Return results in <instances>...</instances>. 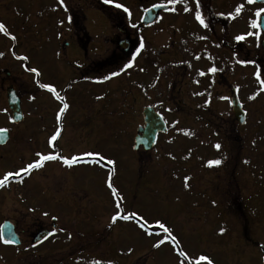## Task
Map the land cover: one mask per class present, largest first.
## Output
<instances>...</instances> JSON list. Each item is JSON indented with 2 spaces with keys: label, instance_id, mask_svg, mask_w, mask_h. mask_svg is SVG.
I'll return each instance as SVG.
<instances>
[{
  "label": "rangeland",
  "instance_id": "obj_1",
  "mask_svg": "<svg viewBox=\"0 0 264 264\" xmlns=\"http://www.w3.org/2000/svg\"><path fill=\"white\" fill-rule=\"evenodd\" d=\"M226 2L232 7L225 12L222 39L235 47L236 36L244 35L245 41L250 37L237 31L245 28L246 20L250 22L243 7L247 0ZM252 5L253 10L261 7ZM238 6L242 7L236 13ZM47 15H32L28 39L25 27L17 29V24L6 28L7 34L0 32V49L6 42H31L24 49L29 59L24 71H39L37 76L27 70L24 77L29 83L17 78L25 122L9 125L6 100L0 103V125L13 130L12 140L0 149V179L37 159L36 152L81 159L71 166L46 161L29 175L10 177L7 186L0 187V214L15 222L18 231L24 230V248L17 250L0 241V264H192L199 255L208 256L213 264H264V69L258 70L263 75L255 84L252 79L257 73L250 71V77L249 68L239 64L229 49L222 55L213 52L207 30L186 28L175 35L170 65L148 53L147 47L157 38L146 30L138 36L145 54L132 59L131 69L121 71L124 58L120 50L114 53L112 27L99 12L86 15L85 26L92 36L88 46L75 41L67 15H60L58 25L54 16ZM197 46L208 55L200 59L205 76L188 78L184 71L191 53V60L198 63ZM109 56L106 66L103 59ZM75 61L77 66L72 64ZM89 63L97 72L81 75L79 71ZM163 70L171 71L170 78L159 73ZM112 72L119 74L111 76ZM105 76L110 78L104 80ZM41 84L53 85L64 99H57ZM234 85L249 110L244 124L235 120L228 103ZM180 87L189 93H177ZM65 102L68 108L54 149L49 139ZM145 103L161 113L169 131L159 135L150 151L134 152L133 136L142 123ZM217 143L219 149L214 147ZM85 153H100L105 159ZM214 159L222 163L208 166L207 161ZM185 177H189L187 188ZM108 181L123 197L122 214L136 212L142 221L110 222L116 197ZM53 216L55 234L42 245L27 247L26 240L35 232L51 229ZM157 220L170 229L175 242L166 238ZM144 221L141 228L139 223ZM105 225L108 235L95 237L94 233L106 235ZM159 240L165 242L153 247ZM181 251L188 260L179 255Z\"/></svg>",
  "mask_w": 264,
  "mask_h": 264
},
{
  "label": "flooded vegetation",
  "instance_id": "obj_2",
  "mask_svg": "<svg viewBox=\"0 0 264 264\" xmlns=\"http://www.w3.org/2000/svg\"><path fill=\"white\" fill-rule=\"evenodd\" d=\"M117 3L122 4L124 7L128 8L129 11L125 12L123 8H117L115 6ZM257 4L258 3H256V5ZM154 5L157 7V11L155 12L153 21L147 25L142 24L141 18L144 11L154 7ZM260 5L261 7L259 9H264V3H260ZM197 6H199V11L201 12L206 26L201 25L195 19V10ZM231 7L232 5L230 3L227 4L226 0H174V2L173 0H112L111 3H105L104 0H75L74 3H68L67 0H64V6H61L58 0H0V22H2L6 28L10 29L16 24L17 29H19V27H25L23 30L26 32L25 35L28 39V31L30 32L29 27L31 25L29 21L33 14L48 13L47 16H54L55 25L60 23V15H71L74 16L72 34L75 41L90 42L89 36H87L86 33H77V25L79 29H82V24L85 23L86 15L91 10H95L99 12L107 24L112 27L110 42L112 41L115 46L114 53L116 52L119 54L118 42H120L121 39L126 38L129 41L127 51L121 53L122 58H124L123 61L126 62L125 64H128L130 59L138 56V53L145 52L144 48H141L138 44V42H141L138 36L146 30L153 31V36L157 38L156 42L150 44L151 46L149 45L147 49L154 52L156 58L164 59L163 62L166 65H170L173 61L169 60V58H172L173 44L177 38L175 35L179 30L186 28H190V30L198 29L200 31L207 30L210 36L209 39L213 42V52L222 55L225 49H229V54L231 53L236 56V61L238 63L241 60L253 62L246 64L239 63L249 68V74L251 76L253 75L250 72L252 70L262 76L263 74L260 71L264 69V30L259 27V18L261 15H264V12H262L260 16H256L255 13L258 9L253 10L252 3L249 4L246 2V5H243L246 19L250 16V22L246 20L245 28L243 26V29H238L237 31L253 34L249 35L248 41L244 39L237 40L236 46L233 47L228 44L226 40L222 39V26L225 22L224 13ZM185 8L190 9V11H185ZM252 20L257 22V28L251 27ZM44 23L48 25V22ZM133 25H135V27H133ZM256 33H259V35H256ZM147 42H154V40L151 41L147 39ZM30 44L31 42H6L0 49V53H3V57H0V103L2 99H4V101L6 100V91L9 87L16 89L19 94L17 85L19 81H17V78L28 80L24 77V74L27 72V70L24 71V66L28 63L29 59L23 60L18 57L24 56V49L26 45L30 46ZM138 49L139 51H137ZM195 49L198 54L195 57L199 59L198 63H195L191 60L194 53L190 54V66L184 71V74L189 76L188 78L191 76L198 78L201 72L204 73L205 76V70L203 68L205 64L202 63L201 60L203 61L208 55L201 51L203 50L201 46H197ZM25 56L28 57V55ZM179 56L183 57L180 53ZM184 57H187V55L185 54ZM161 63L162 62L157 64ZM198 67H201V70ZM258 70L260 71L258 72ZM140 72L142 73V71ZM169 72L171 71L163 70L159 73L165 78H170ZM254 79H256V77ZM27 83L29 82L27 81ZM184 90L188 91V89L180 87L177 93L182 91L181 94H183ZM1 127L2 126H0V128ZM8 129L10 132V140L13 130L12 127H8ZM7 143L8 142L4 145H0V149L6 146ZM0 218H2V220L9 219L2 217V214H0ZM9 220L12 221L11 219ZM13 223L15 224V222ZM15 229L21 242L19 246L15 247L18 250L24 248L21 247L24 244V239L22 237L24 230L18 231L16 224ZM32 236L26 240L27 247L32 241Z\"/></svg>",
  "mask_w": 264,
  "mask_h": 264
},
{
  "label": "snow or ice",
  "instance_id": "obj_3",
  "mask_svg": "<svg viewBox=\"0 0 264 264\" xmlns=\"http://www.w3.org/2000/svg\"><path fill=\"white\" fill-rule=\"evenodd\" d=\"M59 4L61 6H64V0H58ZM105 3H111L112 0H104ZM174 2V0H173ZM247 2L250 4V3H253L254 0H247ZM115 6L117 8H123V10L125 12H128V8L124 7L122 4H115ZM155 7V5H154ZM241 7L242 6H238L236 8V13H239L240 10H241ZM66 8V6H65ZM185 11H190V9L188 8H185ZM264 12V9H259L257 10V12L255 13L256 16H260V14ZM69 19H71L69 17ZM195 19L201 24V25H205V21L201 15V12L199 11V6H197V9L195 10ZM61 23H63V21H61ZM206 26V25H205ZM133 27H135V25H133ZM251 27L252 28H257L258 27V24L255 20H252L251 21ZM7 29L5 27V25L0 22V32H3L5 34H7ZM253 33H248V35H252ZM256 35H259V33H256ZM13 39H15V36L12 37ZM245 38L244 35H238L235 37L236 40H243ZM141 47H143V45L141 44ZM139 51V49L137 50ZM3 53H0V56H2ZM19 59H23V60H27L28 57L26 56H23V57H18ZM239 63L241 64H246V63H253L252 61H245V60H241L239 61ZM131 66V62H129L128 64L124 65V68L121 69V71H124L125 68H128ZM28 71L32 72V73H35L37 76L39 75V71L37 68H28L27 69ZM216 69L215 68H210L209 71L210 72H214ZM119 73L117 72H112L111 73V76H116L118 75ZM200 75H203L204 73H199ZM257 75V79H259V73L256 74ZM110 77L109 76H105L103 77L104 80H107L109 79ZM40 87L42 88H45L47 89L49 92H52L56 95V98L59 99V100H63L64 98L61 97L59 95V93L56 92V89L53 85L51 84H41ZM199 94H202V93H199ZM253 97H249V99H252ZM221 99H227V97H221ZM207 103V101H206ZM68 108V104L65 102L63 103V106L59 109V111L57 112V115H56V120H57V128H56V131L55 133L50 137L49 139V145L51 146L52 144V141H55L58 136L60 135L61 133V130H62V127L60 125V121H61V117L63 115V113L66 111V109ZM7 130L6 129H0V134H4L6 133ZM214 147L216 149H219L221 147V145L219 143L215 144ZM84 155H87V156H96L98 157L100 160H104L105 157L102 156L100 153H85ZM35 156L37 157V159H35L34 161L32 162H29L27 163L25 166L21 167L20 169H18L17 171L15 172H6L3 176L2 179H0V187H6L7 184H8V181H9V178L10 177H21V175H29L32 170L34 169H39L41 167H43L44 163L46 161H55V160H60L62 161V163L64 165H67V166H71L75 163H77L81 157L80 156H71L70 158H67V157H63L61 155H58V154H42L40 152H36L35 153ZM114 161L112 160H108V164H113ZM222 161L220 159H214V160H209L207 161V165L208 166H213V165H219L221 164ZM244 163H248V161H244ZM185 187L187 188L188 187V184H187V180L189 179V177H185ZM107 186L108 188H110L112 190V193L113 195L116 197V202H115V208H116V212L114 215L111 216V220L110 222L111 223H115L118 219L120 220H130V219H137V221H142L143 220V217H138L137 213L136 212H131V213H128V214H122V208H121V205H122V202H123V197H121L119 195V193L117 192V190L113 187L112 183L110 181L107 182ZM32 209H30L31 211ZM45 215H47V213H45ZM53 219H55V217H53ZM159 228L164 232V233H167V237L166 238H170L172 241H176V237L172 235L170 229H168L164 223H162L161 221L157 220L155 222ZM145 224H146V221H144L143 223H139V226L141 228H144L145 227ZM60 231H64V229H60ZM221 233H223L224 229L221 228L219 230ZM56 232V229H53L52 232L48 233V235H54ZM71 234H69V238H70ZM47 238V237H45ZM0 240L3 241L4 244H13V243H16L15 240L13 239H4V233L0 232ZM165 241L164 240H159L156 244L153 245V247H159L161 244H163ZM129 252H131V249H129ZM180 256H183L185 258V260H188L189 257H188V254L184 251H181L179 253ZM201 261H207V264H213V261L211 259H209L208 256L206 255H199L198 257L195 258V260L192 262V264H201ZM95 264H100L99 261H96ZM109 264H111V262H109ZM179 264H184V261H180Z\"/></svg>",
  "mask_w": 264,
  "mask_h": 264
},
{
  "label": "water",
  "instance_id": "obj_4",
  "mask_svg": "<svg viewBox=\"0 0 264 264\" xmlns=\"http://www.w3.org/2000/svg\"><path fill=\"white\" fill-rule=\"evenodd\" d=\"M152 15H153L152 11L146 12L144 15V19H146L148 16L151 17ZM261 26L264 28L263 18L261 19ZM120 44L123 47V50H127V42L123 41L120 42ZM8 103L12 111L13 121L18 122L22 120L23 116L19 106V98L17 97L13 89H8ZM231 104L235 117L242 123L244 121L245 112L242 110L241 105L237 99L235 89L231 90ZM143 115H144L145 125L143 127H138L137 129L138 132H141V134L135 136L134 148L139 149V147L142 146L145 150H148L155 143L157 133L159 131L165 132L166 127L161 116L158 115L153 110L152 107L146 106L143 109ZM7 138H8L7 132L4 134H0V143H4L7 140ZM51 226L52 227L55 226V219L53 218L51 220ZM0 232L4 233V239H13L16 241V243L13 244L15 245L19 244L17 235L14 232V227L10 222L8 221L3 222L0 226ZM48 233H50V231L46 229L37 232L33 238V244H37L43 241L45 237L48 236Z\"/></svg>",
  "mask_w": 264,
  "mask_h": 264
}]
</instances>
